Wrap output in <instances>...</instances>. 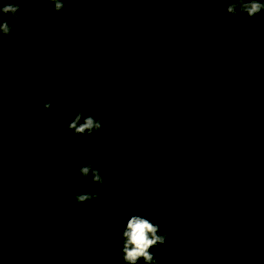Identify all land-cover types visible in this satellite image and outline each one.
Masks as SVG:
<instances>
[{
	"label": "trees",
	"instance_id": "16d2710c",
	"mask_svg": "<svg viewBox=\"0 0 264 264\" xmlns=\"http://www.w3.org/2000/svg\"><path fill=\"white\" fill-rule=\"evenodd\" d=\"M227 6L26 0L4 17L0 264H124L133 214L166 235L157 264H264V10ZM81 111L101 129L73 135Z\"/></svg>",
	"mask_w": 264,
	"mask_h": 264
},
{
	"label": "clouds",
	"instance_id": "9594fccd",
	"mask_svg": "<svg viewBox=\"0 0 264 264\" xmlns=\"http://www.w3.org/2000/svg\"><path fill=\"white\" fill-rule=\"evenodd\" d=\"M26 0H0V36L11 38L13 28L10 26L5 16L11 15L17 17L21 11V5ZM42 3L51 2L54 4V10L60 12L64 8L65 0H41ZM226 12L236 15L238 12L246 14L249 18L257 15L264 10V0H227ZM52 101L46 102L43 107L51 110ZM102 123L93 115L85 116L84 113L78 112L68 123L67 128L73 135L89 136L94 131H99ZM81 176L89 178L92 183L103 186L104 177L99 169L93 167L92 163L83 164L78 168ZM100 193H83L78 194L75 200L78 204L99 198ZM122 256L124 264H138L140 260L144 264H157L151 249L158 244H164L166 235L160 234L159 225L151 222L141 215L133 214L127 220L126 227L122 232Z\"/></svg>",
	"mask_w": 264,
	"mask_h": 264
}]
</instances>
